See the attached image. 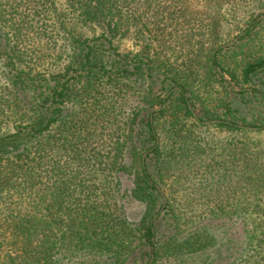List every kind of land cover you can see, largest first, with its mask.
Returning <instances> with one entry per match:
<instances>
[{"label": "trees", "instance_id": "obj_1", "mask_svg": "<svg viewBox=\"0 0 264 264\" xmlns=\"http://www.w3.org/2000/svg\"><path fill=\"white\" fill-rule=\"evenodd\" d=\"M60 2L103 30L73 37L61 69L48 22ZM230 3L0 0V68L8 78H0V129L14 108L24 110L0 136V264H61L67 243L101 259L81 264H195L186 260L192 256L212 264L220 254L227 264H264V161L236 139L213 155L196 134L211 128L207 121L244 137L264 133V0L245 35L212 54ZM130 34L141 48L122 52L115 39ZM130 91L138 100L123 120L120 95ZM204 149L213 164L196 180L178 179L179 164ZM120 174L133 175L132 189L122 190ZM181 181L205 192L209 212L184 217L175 203L164 207L160 189ZM123 198L144 205L139 221L127 217Z\"/></svg>", "mask_w": 264, "mask_h": 264}, {"label": "rangeland", "instance_id": "obj_2", "mask_svg": "<svg viewBox=\"0 0 264 264\" xmlns=\"http://www.w3.org/2000/svg\"><path fill=\"white\" fill-rule=\"evenodd\" d=\"M193 7L200 8L201 5H194ZM227 8L231 9L232 14L227 16V19L224 21V28L222 31H220L219 38L212 46V48L215 49L212 54H216L219 50L233 47L238 42V40L245 35L246 32L243 30L245 29L247 22L262 12V9H260V6L257 4V0H231V3L227 6ZM252 14L256 16L251 17ZM263 19L264 15L259 16V21ZM48 22L49 24L51 23L52 29L54 30L57 38V50L55 58L57 64L55 63V66L59 69L64 67L70 59L72 54L71 40L73 37L93 38L100 36L103 33V30L99 26L84 25L77 13L69 9L64 2H60L58 4L57 10L49 16ZM115 42L121 51L125 53H134L141 48V42L134 34H130L124 39L117 38L115 39ZM49 68L51 67L49 66ZM218 69L223 75L224 80L227 81L236 91H239L240 88L232 81L230 76L222 72L220 68ZM51 70H53V68ZM0 78L4 81H8L7 74L5 71H3V67L0 68ZM133 93V91L123 92L120 95V115L123 120H126L130 116L131 111L138 100V95L135 96ZM169 95L170 94H168L164 100H166ZM161 108L162 105L156 106L154 111L160 110ZM236 108L242 117L249 119V112L243 106L238 105ZM23 111L24 110L21 107L14 108L8 125L0 129V136L2 134H9L13 132L14 126L21 123V121L24 119ZM205 124L211 128L196 129V132L198 131L196 134L197 137H201L203 143H207L209 150L213 155L222 152L228 143L236 139V141L243 140L246 142L254 155L260 157L259 161H264V133L255 131L247 133L246 137H244V134H235L224 129L212 127V125L215 124V121H207ZM209 150L204 149V152H202L200 158L197 159V161H184L182 164H179V168L177 165H175V167L178 168L176 177L180 179L183 176H188L190 179L196 180L195 173L200 167H204V165L209 163L213 164V162L209 160L212 158L211 152ZM183 169L184 172H182ZM120 176L122 190L125 192L132 189L134 180L133 175L120 174ZM181 183L182 184L180 185L174 184L170 186L167 192H163L160 189L161 195L163 197L164 207L169 200L172 203H175L177 208L179 207L181 209L184 217H191L192 215H201L204 212H209L208 206L211 207L212 204L209 203L206 206L202 205V203H206V199L203 197L206 195L204 194L205 192L200 190L199 192L195 193L193 191L194 187L191 182L181 181ZM121 203L125 208L127 217L131 221L136 222L141 219L145 211L144 205L131 200L130 198L121 199ZM216 233L219 235V237H221L219 239H222L225 236L221 234L220 231ZM222 245L221 247L223 248ZM194 258L193 256L186 257V260L188 259L187 261L190 263L192 259L195 261V264L201 262V257ZM59 259L61 264H81L83 262L94 263L95 260H101L95 253L86 251L80 245L70 243L64 244L61 249ZM226 259V255L220 254L215 260L212 257L211 262L212 264H227L228 261H226ZM230 262H232L231 264H237L234 258H232ZM158 263L175 264L173 259H162Z\"/></svg>", "mask_w": 264, "mask_h": 264}]
</instances>
